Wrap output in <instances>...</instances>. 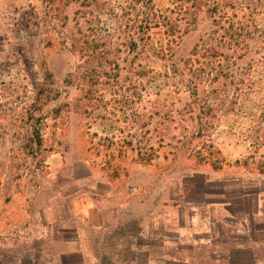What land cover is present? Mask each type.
<instances>
[{
	"label": "rangeland",
	"instance_id": "374dc122",
	"mask_svg": "<svg viewBox=\"0 0 264 264\" xmlns=\"http://www.w3.org/2000/svg\"><path fill=\"white\" fill-rule=\"evenodd\" d=\"M118 15L68 0H0V264H58L61 255L65 264H101L104 245L116 264H129L141 232L156 231L153 218H241L245 233L243 218L264 222L262 92L239 112L234 84L208 94L218 114L203 131L211 140L194 134L207 120L194 116L174 70L211 27L185 35L165 60L134 49ZM153 31L159 46L163 30ZM34 126L41 146L29 139ZM100 191L110 213L92 221L102 233L84 231L74 202Z\"/></svg>",
	"mask_w": 264,
	"mask_h": 264
},
{
	"label": "trees",
	"instance_id": "16d2710c",
	"mask_svg": "<svg viewBox=\"0 0 264 264\" xmlns=\"http://www.w3.org/2000/svg\"><path fill=\"white\" fill-rule=\"evenodd\" d=\"M54 1V0H50ZM173 6L161 7L157 0H68L69 4H79L80 7L89 10L93 14L122 9V15H118L120 22L128 27L129 44L134 49L139 45L151 52L156 57L163 56L167 60L169 52L180 46L185 35L195 31L197 27H211L213 35L209 34L207 41L201 36L198 43L182 56L180 63L174 72H181L182 82L188 91V97L192 99L193 114L205 121V125L196 124L194 134L197 131L202 137L209 125L210 118L217 117L213 110L215 104L209 103L208 94L224 90L230 83L235 85L232 99V112L243 111L251 101H255L262 92L264 97V0H171ZM123 6V7H122ZM121 7V8H120ZM161 28L163 37L160 45L153 40L154 29ZM119 37V33L110 35L112 38ZM254 49L259 52V60L254 55ZM261 50V51H260ZM182 62V63H181ZM250 65V67L247 66ZM198 67V68H197ZM256 69L262 73V77L256 82L254 73ZM202 71L201 73H199ZM238 74L241 78L237 79ZM260 82V88L256 85ZM263 89V91H262ZM197 114V115H196ZM263 132L258 135L257 141L264 146V112L256 120ZM201 122V123H202ZM206 128V129H205ZM29 139L42 145L40 128L34 126L29 134ZM195 136L193 138H196ZM208 151L210 158L218 160L220 150L214 144H210ZM152 149V148H151ZM154 149V148H153ZM203 150H197L198 155L205 156ZM154 153L148 154L145 161H152ZM264 166V161L262 162ZM220 167V166H219ZM255 201V199H254ZM253 219L247 232V239L251 241V253H245V264H259L264 250V222ZM101 264H116L106 250L97 248ZM64 257L59 259L58 264H65ZM25 261V260H23ZM33 264L35 258L31 259Z\"/></svg>",
	"mask_w": 264,
	"mask_h": 264
},
{
	"label": "crops",
	"instance_id": "0c3cea01",
	"mask_svg": "<svg viewBox=\"0 0 264 264\" xmlns=\"http://www.w3.org/2000/svg\"><path fill=\"white\" fill-rule=\"evenodd\" d=\"M88 195L84 201L74 202L77 204L74 218H85L87 226H84V231L94 229L99 234L102 233L101 227L92 221L94 218H108L109 207L103 201L109 198L101 191L97 195ZM186 219L189 223L182 225V219L171 224L164 218H153L157 224L156 231L141 232L135 247L127 246L140 256L134 262L129 259V264H245V253L252 250L245 239L247 233L236 229L241 218ZM252 219L247 221L243 218L241 223H250ZM197 223L205 224L197 226ZM213 223L217 224L216 228ZM87 238L86 235V241ZM155 249L156 253L153 252Z\"/></svg>",
	"mask_w": 264,
	"mask_h": 264
}]
</instances>
